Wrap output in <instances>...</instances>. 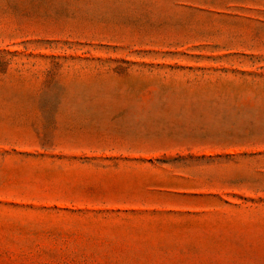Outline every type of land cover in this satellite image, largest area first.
Listing matches in <instances>:
<instances>
[{
    "label": "rangeland",
    "instance_id": "1",
    "mask_svg": "<svg viewBox=\"0 0 264 264\" xmlns=\"http://www.w3.org/2000/svg\"><path fill=\"white\" fill-rule=\"evenodd\" d=\"M0 264H264V0H0Z\"/></svg>",
    "mask_w": 264,
    "mask_h": 264
}]
</instances>
